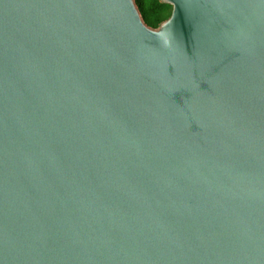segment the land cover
<instances>
[{"label":"water","instance_id":"1","mask_svg":"<svg viewBox=\"0 0 264 264\" xmlns=\"http://www.w3.org/2000/svg\"><path fill=\"white\" fill-rule=\"evenodd\" d=\"M0 0V264H264V0Z\"/></svg>","mask_w":264,"mask_h":264},{"label":"trees","instance_id":"2","mask_svg":"<svg viewBox=\"0 0 264 264\" xmlns=\"http://www.w3.org/2000/svg\"><path fill=\"white\" fill-rule=\"evenodd\" d=\"M144 21L151 27L157 28L161 22L168 19L173 6L161 0H135Z\"/></svg>","mask_w":264,"mask_h":264}]
</instances>
